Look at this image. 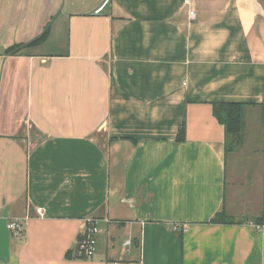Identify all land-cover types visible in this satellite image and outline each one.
Wrapping results in <instances>:
<instances>
[{"label":"crops","instance_id":"crops-1","mask_svg":"<svg viewBox=\"0 0 264 264\" xmlns=\"http://www.w3.org/2000/svg\"><path fill=\"white\" fill-rule=\"evenodd\" d=\"M186 1L0 0V264H264V0Z\"/></svg>","mask_w":264,"mask_h":264},{"label":"trees","instance_id":"trees-1","mask_svg":"<svg viewBox=\"0 0 264 264\" xmlns=\"http://www.w3.org/2000/svg\"><path fill=\"white\" fill-rule=\"evenodd\" d=\"M50 26H46L44 33L28 44H22L12 47L8 50V54H17L23 48L28 46L44 43L48 37ZM247 105L240 103H222L214 105V115L216 119L225 127L226 140L225 150L226 155L236 152L243 143L245 114ZM264 111V108H263ZM185 140V128L182 127L177 137V143H182ZM245 222V219L236 220L223 211L212 219L213 225H239ZM256 224L262 225V220H256Z\"/></svg>","mask_w":264,"mask_h":264},{"label":"built area","instance_id":"built-area-1","mask_svg":"<svg viewBox=\"0 0 264 264\" xmlns=\"http://www.w3.org/2000/svg\"><path fill=\"white\" fill-rule=\"evenodd\" d=\"M186 4L189 5L190 1L187 0ZM189 16L191 19H195L196 15L194 11H190ZM39 214L42 215L41 211ZM91 224L90 227L85 226L80 233V238L76 248L71 252V258L73 260H82V261H90L93 260L98 248V232L99 230L96 228L94 224H92V220L89 219L87 221ZM254 228L262 235L264 239V225L259 224H251ZM8 230L12 232L14 237L21 236L23 229L20 221H14L8 224ZM130 244V241L127 242Z\"/></svg>","mask_w":264,"mask_h":264},{"label":"rangeland","instance_id":"rangeland-1","mask_svg":"<svg viewBox=\"0 0 264 264\" xmlns=\"http://www.w3.org/2000/svg\"><path fill=\"white\" fill-rule=\"evenodd\" d=\"M259 115H261L263 117V114H262V111L259 112ZM255 150H256V147H255ZM256 158L253 159V166L255 168V173L257 176L256 180L257 181H260V171H261V158H262V155L263 153L261 152V148H258V150L256 151ZM242 178L240 176H237L236 177V183L234 185V188H235V191H236V194H237V199L239 198L240 196V190L243 188V185H242ZM239 202L237 204V206H239ZM237 206H235L236 208H238ZM238 220V219H237Z\"/></svg>","mask_w":264,"mask_h":264}]
</instances>
